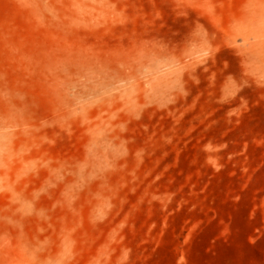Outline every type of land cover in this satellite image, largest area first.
I'll list each match as a JSON object with an SVG mask.
<instances>
[{"label":"rangeland","instance_id":"obj_1","mask_svg":"<svg viewBox=\"0 0 264 264\" xmlns=\"http://www.w3.org/2000/svg\"><path fill=\"white\" fill-rule=\"evenodd\" d=\"M0 264H264V0H0Z\"/></svg>","mask_w":264,"mask_h":264},{"label":"bare ground","instance_id":"obj_2","mask_svg":"<svg viewBox=\"0 0 264 264\" xmlns=\"http://www.w3.org/2000/svg\"><path fill=\"white\" fill-rule=\"evenodd\" d=\"M129 96V95H128Z\"/></svg>","mask_w":264,"mask_h":264}]
</instances>
